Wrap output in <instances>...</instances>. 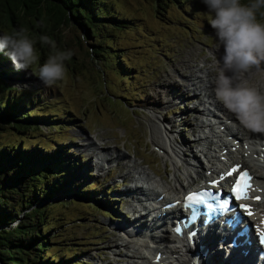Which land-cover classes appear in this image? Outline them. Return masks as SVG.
Here are the masks:
<instances>
[{"label":"rangeland","instance_id":"374dc122","mask_svg":"<svg viewBox=\"0 0 264 264\" xmlns=\"http://www.w3.org/2000/svg\"><path fill=\"white\" fill-rule=\"evenodd\" d=\"M241 3L249 4L251 0ZM114 6L119 14L134 19L129 27H113L111 32L89 38L77 27L66 25L67 42L54 40L60 46L58 50H70L74 55L73 60L65 61L67 76L56 86L45 87L31 70L1 74L22 99H36L24 111H40L42 115L32 119L24 131L1 129L0 141H20L44 152L59 150L69 158L64 163L66 183L51 200L57 207L50 211L55 226L50 230L52 242L48 245L54 254L65 258L71 255L64 264L132 263L130 255L139 244H124L120 250L117 247L130 240L115 226L121 220L134 218L138 211L129 210L125 200L121 202L117 195L126 188L122 175L132 170L139 176L145 170L161 180V174L167 178L173 168L170 159L152 142L153 124L163 126L170 122L174 136L187 143L182 145L186 159L206 163L204 141L196 138L211 128L196 125L195 118L206 121L207 114L192 107L203 109L208 102L199 100L203 96L196 99L193 91L186 96L190 99H175L190 91L181 84H191L189 72L200 75L201 66L215 68L214 57L218 59L222 53L208 24L211 14L201 0H173L167 5H158L157 0H115ZM263 11L262 8L257 12L261 21ZM36 33L33 36L39 34ZM96 38L107 40L102 42L106 50L103 54L93 53ZM35 47L42 65L52 50L46 46V55L41 56L40 46L36 43ZM122 57L126 60L124 65L133 66L128 71L118 68ZM4 65L10 64L0 65V70ZM185 69L186 77H180ZM165 91L178 95L171 97ZM89 141L95 142L99 150L105 149L103 154L109 155L113 150L125 153L121 162L128 165L118 169L119 162L104 160L99 170ZM135 162L138 167L133 170Z\"/></svg>","mask_w":264,"mask_h":264},{"label":"trees","instance_id":"16d2710c","mask_svg":"<svg viewBox=\"0 0 264 264\" xmlns=\"http://www.w3.org/2000/svg\"><path fill=\"white\" fill-rule=\"evenodd\" d=\"M169 1L173 0H157L158 5H167ZM114 3L115 0H0V35L24 30L40 46V55L44 56L46 45L41 46L39 37L47 35L66 43V25L77 27L89 38L111 32L113 27H129L134 19L119 14ZM95 40L92 45L97 48L93 53L103 54L106 50L102 42L107 40ZM5 63L10 65L0 70V88H3L0 130L24 131L42 113L24 111L36 99H22L16 88L1 76L15 70L7 54L0 53V65ZM124 63L126 60L122 57L118 62L121 71L133 67ZM67 159L59 150L44 152L40 147L30 148L20 141H0V264H64L71 256L54 254L48 246L52 242L50 230L55 226L50 211L57 207L51 200L66 183Z\"/></svg>","mask_w":264,"mask_h":264},{"label":"bare ground","instance_id":"6f19581e","mask_svg":"<svg viewBox=\"0 0 264 264\" xmlns=\"http://www.w3.org/2000/svg\"><path fill=\"white\" fill-rule=\"evenodd\" d=\"M200 70L203 71L200 75L196 74V71L193 70L189 72L190 77L188 80H190L191 84L189 86L188 84L186 85L185 82L181 84L182 88L189 89L190 91H186V94L183 95L184 97L181 95L180 98H176L175 100L190 99L186 96H189L191 91H193L196 99L203 96V98L199 99L201 102L206 99L211 106L218 110L217 112V110L212 109L210 106L207 108L204 107L203 109H200L198 106L192 107L193 110L198 113L207 114L206 121L195 118L196 125L211 128L210 134L203 132L202 134H198L196 138L198 141H204V147L206 149L205 158L207 159L206 163L200 162V160L198 161L196 158H193V161L186 159L184 147L187 143H184L185 141L183 139L174 136L172 129L170 130L169 128L170 122L163 126L153 124L154 133H152L151 139L154 146L163 152V156L166 159H170V162H172L173 168L170 176L166 178V176L161 174V180H158L150 173H146L152 181L149 189H147L143 186L144 183L141 184L140 182L141 174L135 176L132 170H129L127 173L124 171L122 177L127 183L126 188L122 190H125L124 192L120 191L122 193L119 192L117 195L121 197V202H123V199L125 200L124 203L128 204L129 210H138L130 203V200L134 197L138 200V204H142L143 202V199L140 197L146 195L150 196V198L160 197L162 195L161 199L164 200L172 196L177 197L185 193L188 188L198 187L207 179L223 171V166L226 165L228 161H237L243 163L242 167H249L254 172L256 184L255 194L262 196V198L256 202V208L259 213L264 214V161L257 162L254 157V155H262L263 151L260 141L264 137V134L252 133L244 129L239 125L238 121H236L234 115L225 110L223 106L215 100L213 92L215 68L211 66V68L207 69L205 66H201ZM185 71L183 73L180 72L179 76L186 77L185 75L188 72ZM166 77H168V75ZM177 81H179V79ZM198 87L201 88L199 95H196L198 94L196 90ZM165 92L168 94L170 91ZM165 92L164 94H166ZM170 93L171 97L174 94L176 96L178 95L176 92ZM89 146H92L93 156L97 157L99 164L97 168L99 170L103 168L102 161L104 160L119 162L117 164L118 169H124L126 165H128L121 162V159L126 156L123 152H116L113 150L107 155L102 153L105 149L99 150V148L96 147L95 142L92 143L89 141L88 147ZM90 165L92 166V163H88L87 166ZM131 167L134 170L138 167V164L135 162ZM92 168H94V166ZM149 168L157 174L155 168H152L150 163ZM134 181L136 182L132 183ZM175 212H178V210H175ZM173 217L175 216L167 215L162 219L150 220L147 215L140 214L139 216L134 215L132 219L130 217V219L125 222H122V220L120 221L121 223L117 222L118 224L115 228L124 232L130 240L128 243H125L126 241L119 243L117 247L120 250L121 246H124V244H139L130 255L132 259L131 264H201L207 262L208 264H214V262L218 261L220 250L218 248V242H215V239L202 235L201 238H198L197 241L192 244L191 241L189 242L188 238L181 237L172 230L171 219ZM119 226L123 227L121 228ZM159 249L163 251V258L157 261L155 256ZM197 251L198 254L195 257ZM150 255H153L152 259ZM223 264L250 263L234 254L229 255Z\"/></svg>","mask_w":264,"mask_h":264},{"label":"clouds","instance_id":"9594fccd","mask_svg":"<svg viewBox=\"0 0 264 264\" xmlns=\"http://www.w3.org/2000/svg\"><path fill=\"white\" fill-rule=\"evenodd\" d=\"M211 14L209 26L214 30L222 53L214 57L215 100L233 114L244 129L264 134V21L257 12L264 0H201ZM41 46L52 50L46 61L39 64L36 41L19 30L0 35V53H6L16 71L35 70L45 87H54L65 80V61L73 52L57 49L47 35L39 37ZM218 49V50H219Z\"/></svg>","mask_w":264,"mask_h":264},{"label":"snow or ice","instance_id":"6c2138e0","mask_svg":"<svg viewBox=\"0 0 264 264\" xmlns=\"http://www.w3.org/2000/svg\"><path fill=\"white\" fill-rule=\"evenodd\" d=\"M208 195L215 198L216 204L215 205L206 204L205 208L208 210V212H214L215 207L218 206L219 210H220V216L221 217H226L229 215H232L234 217L237 209H246V207H247L244 204H236L235 203V201H239V200L244 198V194L241 192L239 183L237 184V186L235 188H233L231 193L215 192L214 191V192L208 193ZM188 199L191 200L192 196H189ZM246 214H247V216L252 215L251 211H247ZM198 215H199L198 213H194L192 216H190L188 218L192 224L196 223ZM211 220H212V216L209 215L204 221L205 225H207V223H209ZM224 222L230 228L236 227L237 223H239V221H235L234 219L225 220ZM176 231L179 232L180 229L177 228ZM194 235H195V232L190 233V237H192ZM258 236H259L260 243L264 244V231L258 232Z\"/></svg>","mask_w":264,"mask_h":264}]
</instances>
